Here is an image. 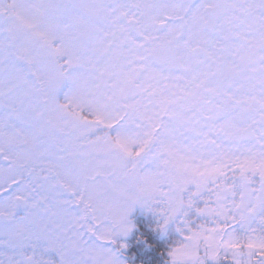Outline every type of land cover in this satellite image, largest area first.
<instances>
[{"label":"snow or ice","instance_id":"snow-or-ice-1","mask_svg":"<svg viewBox=\"0 0 264 264\" xmlns=\"http://www.w3.org/2000/svg\"><path fill=\"white\" fill-rule=\"evenodd\" d=\"M181 149L211 159L164 225L212 226L170 264H264V0H0V264H120L137 164Z\"/></svg>","mask_w":264,"mask_h":264},{"label":"rangeland","instance_id":"rangeland-1","mask_svg":"<svg viewBox=\"0 0 264 264\" xmlns=\"http://www.w3.org/2000/svg\"><path fill=\"white\" fill-rule=\"evenodd\" d=\"M65 85L67 86V90L63 91V87ZM69 87H70V84L68 82H66L61 87L59 91L60 98H63L64 93L69 90ZM250 146L251 145L249 143H243V144L237 145L236 147L233 148V152L235 153V155L239 156ZM181 155L185 157L183 160L181 159V156H178V155H171L172 157H177V159H174V160L170 159V155L163 154V153L159 155H155V156L150 155L147 159V162L141 161L137 164L138 175L149 177L153 173H158V172L164 173L166 171V165L170 162L179 164L181 161H192L195 165H202L203 160L211 159L210 155H205L202 153L193 154L191 152H185L183 149H181ZM237 184H238V181H237ZM194 187H195L194 185L189 184L187 188L184 189L183 193L176 192V191H170V194L168 197L159 198L155 202H143V201L136 202L131 206V210L128 212V216L136 207L141 209V211L145 213L146 218H148L151 221L150 223L151 228L153 227L157 231H159L158 229H160L161 236L171 235L173 237L170 243L171 246L169 248L171 249L172 247L180 243L184 238L185 233L180 231V229L183 227V223H182L183 221H187V223L192 227H197L201 223H209L208 226L209 227L212 226L211 225L212 221L210 218L196 212V208L203 207L204 205V201L197 197H194L195 204L192 207L190 208L185 207V209H183L182 212L179 213L176 218L169 220L168 223L164 225L165 213L161 211V209L166 207L167 204L170 202V200L177 199L181 195H183V197L187 199L188 194L194 191ZM203 195L207 198L211 194L205 191ZM18 211H19L18 215H23V212H24L23 209H20ZM128 221L132 225L131 229L126 233L116 232L113 237V241L108 244V247H110L113 250V252H115L116 258L120 262V264H124L125 261L122 260V258L117 255L116 250H114L111 247V245L119 243L121 248L125 250L129 246V244H131L132 241L137 237L140 231L139 228H136L134 226V224L129 220V218H128ZM161 225H164V226L161 227ZM232 231H234L237 235H240V236H243L246 232L245 228L239 224L232 226ZM169 251L170 250L166 252V258H165V260H167V264H170ZM46 255L49 258H51L53 261L58 262L59 260L58 255L54 251H50L46 253ZM223 260H226V259L224 258L223 254H221V257L218 260L213 261L211 260V258H206L205 262L217 263Z\"/></svg>","mask_w":264,"mask_h":264},{"label":"trees","instance_id":"trees-1","mask_svg":"<svg viewBox=\"0 0 264 264\" xmlns=\"http://www.w3.org/2000/svg\"><path fill=\"white\" fill-rule=\"evenodd\" d=\"M66 90L67 86L65 85L63 91ZM128 218L136 228L140 229L137 237L125 250L119 243L111 245L117 255L125 261L124 264H167L166 252L170 250L173 237L171 235L161 236L160 229H158L159 232L153 227L151 228V221L138 207L129 214ZM205 264H231V261L226 259L217 263L205 262Z\"/></svg>","mask_w":264,"mask_h":264},{"label":"clouds","instance_id":"clouds-1","mask_svg":"<svg viewBox=\"0 0 264 264\" xmlns=\"http://www.w3.org/2000/svg\"><path fill=\"white\" fill-rule=\"evenodd\" d=\"M70 87L75 89V83H72ZM170 159L174 160L177 157L170 155ZM194 165L192 161H181L179 164L170 162L166 165V171L164 173H153L149 177L142 175L134 176L131 186L137 197V202L148 200L158 195L159 188L162 184H168L171 191L187 181H199L201 178L195 176L192 172V166Z\"/></svg>","mask_w":264,"mask_h":264},{"label":"flooded vegetation","instance_id":"flooded-vegetation-1","mask_svg":"<svg viewBox=\"0 0 264 264\" xmlns=\"http://www.w3.org/2000/svg\"><path fill=\"white\" fill-rule=\"evenodd\" d=\"M194 2H198V0H194ZM243 144V143H242ZM19 212V211H18Z\"/></svg>","mask_w":264,"mask_h":264}]
</instances>
